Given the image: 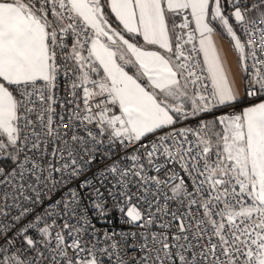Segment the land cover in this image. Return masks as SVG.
<instances>
[{
	"label": "snow or ice",
	"instance_id": "obj_1",
	"mask_svg": "<svg viewBox=\"0 0 264 264\" xmlns=\"http://www.w3.org/2000/svg\"><path fill=\"white\" fill-rule=\"evenodd\" d=\"M227 5L0 0V264H264V0ZM216 28L256 102L202 119L241 99Z\"/></svg>",
	"mask_w": 264,
	"mask_h": 264
},
{
	"label": "built area",
	"instance_id": "obj_2",
	"mask_svg": "<svg viewBox=\"0 0 264 264\" xmlns=\"http://www.w3.org/2000/svg\"><path fill=\"white\" fill-rule=\"evenodd\" d=\"M246 3H247V6L250 7V5L253 3V0H246ZM225 7H226V9L230 10V8L227 5V0H225ZM261 11H264V7L261 8ZM232 22L234 23V26H235V22L234 21H232ZM258 24L261 25V26H264V20H259L258 21ZM237 31H238V34L241 36V39L244 40L245 37L243 36V34H241L238 29H237ZM252 39L254 41L259 42V36H253ZM260 48L262 50H264V43H261L260 44ZM261 61H264V57H261ZM258 67L260 68L261 71H264V64H262V65H260ZM195 70L196 69H194V71ZM251 71H252V69L249 68V72H251ZM247 79H248V76H247V74H245V77H244V97H243V100L235 103L232 106L221 107V108L215 110L212 113H209V114H206V115H202L201 118L202 119H209L211 116H215V115H219V114H223V113L238 112L239 108L242 107L243 105L248 104V103L255 102L256 100L254 98L248 97L246 95V91L247 90H246V87H245V83H246ZM64 89H65V81L61 78L59 80V82H58V93L57 94L60 96L61 100H64L66 98L67 99H70L71 98V93H67V95H66ZM55 107H56L57 113H59L61 111L60 105L57 104ZM77 111H79V109H77ZM32 119H35V117L33 116ZM65 119H67V117H65ZM41 123H43V121H41ZM57 123H59V120L58 119H57ZM196 124H197V119H189L186 122H181L180 124H177L176 127L177 128L184 127V126L195 127ZM80 134L81 135L83 134V131L82 130H80ZM149 139H151V137H149ZM189 139H192V137L189 136ZM50 147L51 146H49V148ZM133 151H135V148H129L127 150V153L123 149H121L119 146H117V148L115 149V152L117 153V158L119 156H122V155L130 154ZM160 162H162V159H161ZM106 163H108V161L101 160L98 157L97 158V161H96L95 167L93 168V170L91 172L87 173V176L88 177H91L93 175V172H95L96 168H101ZM0 166H4L7 169V168H10L12 165H11L10 162L5 163V161H0ZM168 168H174L175 171L178 172L180 175H184V173L180 171V168H179L178 165L169 164L168 165ZM160 175L161 176L164 175V171L163 170L161 171ZM133 191H135V190L133 189ZM59 195H60V193L57 192L56 193V196H54L53 199L57 198ZM109 203H111V202H109ZM47 204H48V201H45L44 204L37 206L35 208V211L33 213H31L28 216H26L25 218H23L19 223H16L15 224V227L12 229L11 232L8 233V235L11 236L16 229L22 227L28 221H31L36 214L41 213L44 210V208L47 207ZM91 211L92 210L90 209L89 210V213L90 214H91ZM17 214H18V212H16L15 210H13L12 215H17ZM5 219L6 220L7 219H10V217L5 218ZM92 220H93V223L96 225V227L97 228H100L102 230L103 229H107L109 231L124 230V231H137V232L142 231L141 229H138L135 226H129L128 224H125L123 222V220L121 219V214L118 211H115V210H113L111 212V214L106 219H97L96 217H93ZM153 230H155V228H153ZM138 240H139V236L137 237V241ZM137 241H133L131 238H129V240L127 241V243L128 244H132V243L137 242ZM69 252L71 254V249H69ZM127 254H128L129 257H131L133 255H138V253L136 252V250L135 249H132V248H128L127 249ZM105 264H110V262L107 259H105ZM132 264H135V262L133 261Z\"/></svg>",
	"mask_w": 264,
	"mask_h": 264
},
{
	"label": "crops",
	"instance_id": "obj_3",
	"mask_svg": "<svg viewBox=\"0 0 264 264\" xmlns=\"http://www.w3.org/2000/svg\"><path fill=\"white\" fill-rule=\"evenodd\" d=\"M105 12L109 15V22L113 23L114 27H118V25L115 21V18H114V14H111L110 10L107 7H106ZM214 27H215V25H214ZM214 39H215V42L217 44V47L222 51V53L226 57L227 66L230 68L231 75L234 77L235 85H236V88L238 90V94L241 98L240 99V101H241V100H243V97H244L245 73L239 67L238 54L236 53V51L232 47V41L230 40V38L227 37L225 34H223L219 28H216V35H215ZM133 42H136L140 45H143V40L141 38H136L135 40H133ZM255 102H252V103H255ZM249 104H251V103L245 104L242 107H240L238 112L241 111L244 107L248 106ZM219 115H221V114H219ZM219 115L211 116L209 119H213ZM8 162L9 161L5 160V163H8Z\"/></svg>",
	"mask_w": 264,
	"mask_h": 264
},
{
	"label": "rangeland",
	"instance_id": "obj_4",
	"mask_svg": "<svg viewBox=\"0 0 264 264\" xmlns=\"http://www.w3.org/2000/svg\"><path fill=\"white\" fill-rule=\"evenodd\" d=\"M256 15H257L256 11H252V12H250V14H249L250 17H255Z\"/></svg>",
	"mask_w": 264,
	"mask_h": 264
},
{
	"label": "trees",
	"instance_id": "obj_5",
	"mask_svg": "<svg viewBox=\"0 0 264 264\" xmlns=\"http://www.w3.org/2000/svg\"><path fill=\"white\" fill-rule=\"evenodd\" d=\"M105 10H106V8H105Z\"/></svg>",
	"mask_w": 264,
	"mask_h": 264
}]
</instances>
